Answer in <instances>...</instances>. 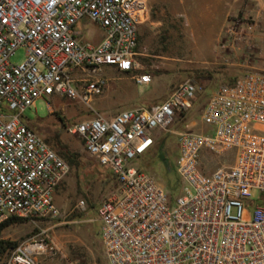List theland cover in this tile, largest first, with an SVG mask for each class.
Here are the masks:
<instances>
[{"label":"built area","instance_id":"built-area-1","mask_svg":"<svg viewBox=\"0 0 264 264\" xmlns=\"http://www.w3.org/2000/svg\"><path fill=\"white\" fill-rule=\"evenodd\" d=\"M148 2L0 0V224L60 214L56 192L70 166L22 119L37 100L57 95L92 108L68 130L117 184L98 203L109 264H264V70L220 83L201 113L206 130L177 133L175 200L140 161L160 131L193 109L202 87L187 79L161 103L114 115L92 107L107 86L106 66L134 72L137 84L151 82L138 53ZM81 20L99 26V42L77 28ZM20 47L26 59L14 64ZM232 152L233 163L207 169V154ZM58 251L50 239L28 238L0 261L37 264Z\"/></svg>","mask_w":264,"mask_h":264},{"label":"rangeland","instance_id":"rangeland-1","mask_svg":"<svg viewBox=\"0 0 264 264\" xmlns=\"http://www.w3.org/2000/svg\"><path fill=\"white\" fill-rule=\"evenodd\" d=\"M231 2L149 0L148 16L139 30V51L144 53L140 55V73L152 75L151 82L135 87L126 80V75L115 76L91 103L96 111L114 115L161 103L187 79L202 87L187 121L182 123L177 118L173 125L160 131L153 153L140 161V166L157 177L173 200L180 191L177 133L181 129L206 130L201 113L213 90L228 81L222 78L224 70L229 68L233 73L264 70V0H240L236 9L230 10L226 7ZM77 28L95 43L103 36L93 22L81 20ZM25 59L26 50L20 47L11 62L20 64ZM212 59L216 62L211 63ZM93 114L92 108L82 101L54 95L37 100L22 117L70 166L56 192L60 209L57 217L21 218L1 234L0 240L12 243L28 238L50 239L60 251L39 256L37 264H109L103 249L101 221L89 219L96 215L99 201L110 195L117 184L106 167L85 152L82 138L68 130L73 123ZM234 157L235 152L223 157L207 154V169L212 171L231 164ZM253 193L255 198L260 195L259 190ZM7 253L5 250L0 259Z\"/></svg>","mask_w":264,"mask_h":264},{"label":"crops","instance_id":"crops-1","mask_svg":"<svg viewBox=\"0 0 264 264\" xmlns=\"http://www.w3.org/2000/svg\"><path fill=\"white\" fill-rule=\"evenodd\" d=\"M239 1L240 0H232V2H231V4L230 5H227V7L226 8H230V10L231 9H236L235 7L238 5V3H239ZM263 6H264V4H262ZM140 28L142 29V25L140 26ZM140 46H141V43H140V40H139V45H138V53H139V55H143L144 53H141V51H139L140 49ZM140 57V56H139ZM218 56H216V58H217ZM210 62L211 63H215L216 62V60H210ZM227 69V68H226ZM244 72H239V73H233V71L232 70H230L229 68L227 69V70H224V72L221 74L222 75V78H227L228 80L229 79H233V78H237V77H239V76H241L242 74H243ZM104 74L108 77V83H107V85H109L110 84V82L115 78V76H118V75H126V80L127 81H129L130 83H131V85H133V86H135V87H138V86H141V85H144V86H148V84H137V82L135 81V79H134V76H133V74H134V72H132V73H121V72H119L115 67H113V66H106L105 68H104ZM152 76V75H151ZM153 78V77H152ZM106 88H107V86H106ZM105 88V89H106ZM126 88H127V86H126ZM127 90V89H126ZM107 91V90H106ZM102 200V199H101ZM100 200V201H101ZM99 201V202H100ZM95 213H96V215H91L92 216V218L91 219H89V220H92V221H94V220H98L99 221V215H98V206L96 207V209H95ZM93 214V213H92ZM104 247V246H103ZM104 249V248H103ZM105 252V251H104Z\"/></svg>","mask_w":264,"mask_h":264},{"label":"trees","instance_id":"trees-1","mask_svg":"<svg viewBox=\"0 0 264 264\" xmlns=\"http://www.w3.org/2000/svg\"><path fill=\"white\" fill-rule=\"evenodd\" d=\"M140 40V38H139ZM236 80V78L233 79H229L228 81H226L227 83H233ZM199 97V96H198ZM198 99V98H197ZM190 111L189 112H181L178 114V120H180L182 123H185L189 117ZM45 141L49 144V142L45 139ZM50 145V144H49ZM51 146V145H50ZM52 147V146H51ZM53 148V147H52ZM54 149V148H53ZM55 150V149H54ZM56 151V150H55ZM57 152V151H56ZM59 155H61L59 152H57ZM62 156V155H61ZM65 160L66 158L64 156H62ZM74 160L71 161V163H73ZM179 178V177H178ZM179 181V179H178ZM21 218L19 217H11L8 220L2 222L0 224V237L1 234L3 232V230L8 227L9 225H11L12 223L16 222L17 220H19ZM18 243H12V242H4L2 240H0V256L5 252V250H11L13 249Z\"/></svg>","mask_w":264,"mask_h":264}]
</instances>
